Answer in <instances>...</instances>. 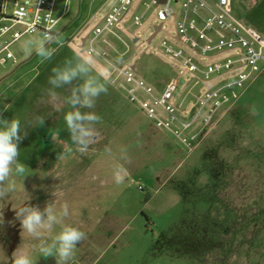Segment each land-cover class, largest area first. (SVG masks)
Returning a JSON list of instances; mask_svg holds the SVG:
<instances>
[{
    "label": "rangeland",
    "instance_id": "obj_1",
    "mask_svg": "<svg viewBox=\"0 0 264 264\" xmlns=\"http://www.w3.org/2000/svg\"><path fill=\"white\" fill-rule=\"evenodd\" d=\"M114 1L56 0L54 16L65 12L55 35L24 36L10 46L17 62L0 63V127L19 120L21 137L19 154L0 181V264H14V252L32 264H57L56 237L65 227L86 238L61 264L101 252L107 260L132 254L133 264H264V64L189 152L156 128L111 83L105 61L82 46ZM144 10L136 2L113 33L101 36L105 47L157 87L170 80L185 87L190 75L180 76L179 66L158 50L163 38L174 41L166 33L175 36L178 6L151 43L147 38L161 21L150 9L133 25V14ZM232 12L264 32V0H232ZM40 46L51 55H39ZM66 71L76 72L67 82L59 79ZM86 82L102 90L85 93ZM214 84L201 82L194 92ZM68 113L81 117L71 130ZM30 208L42 214L33 233L21 228ZM14 209L21 210L19 218ZM42 247H53V256L44 257Z\"/></svg>",
    "mask_w": 264,
    "mask_h": 264
},
{
    "label": "built area",
    "instance_id": "obj_2",
    "mask_svg": "<svg viewBox=\"0 0 264 264\" xmlns=\"http://www.w3.org/2000/svg\"><path fill=\"white\" fill-rule=\"evenodd\" d=\"M136 2L145 10L133 14V25H140L145 12L155 9L161 21L160 31L163 22L173 18L178 6L175 36L166 33L174 41L163 38L158 50L179 66L180 76L190 75L185 87L170 80L159 88L140 75L134 65L124 66L121 60L111 57L105 47L108 41L101 36L113 33ZM55 8L56 0H0L1 64L17 62L10 46L24 36L38 34L50 39L55 35L65 12L54 16ZM83 39L87 54L98 55L108 65L111 83L156 128L167 131L189 152L219 124L264 64V34L233 14L232 0H115ZM226 51L232 55L219 61H206L207 57ZM211 81L215 82L212 89L194 92L199 83Z\"/></svg>",
    "mask_w": 264,
    "mask_h": 264
},
{
    "label": "clouds",
    "instance_id": "obj_3",
    "mask_svg": "<svg viewBox=\"0 0 264 264\" xmlns=\"http://www.w3.org/2000/svg\"><path fill=\"white\" fill-rule=\"evenodd\" d=\"M38 54L41 56H50V53L44 51L43 47L40 46L37 49ZM84 70L83 68L81 69ZM76 75L75 71L71 72H63L59 74V79L62 81H69L72 77ZM102 88H95L90 86V82H86L83 86V91L85 93H90L95 96L101 91ZM79 113H68L65 116V121L69 127L72 129L73 121L80 119ZM42 123V121H41ZM82 134L87 135L88 130L82 128ZM20 121L12 120L8 122L6 126L0 127V181H4L5 178L9 174L10 165L18 156V144L17 141L20 140ZM18 172L23 173L25 168L23 166H19L17 168ZM117 180H119V176H117ZM16 218H19L21 215V210H16ZM26 215H24L21 221V228L23 231H27L28 233H33L37 226L42 223V214L37 209H25ZM48 211V209H46ZM48 219L54 220L55 217L49 215ZM0 223H3V216L0 213ZM86 238V234L75 227H65L56 237L59 242L58 247H55V253L58 255L59 259L57 260V264H61V262H67L74 255V251L77 245ZM41 253L44 257H50L54 254L53 247H42L40 249ZM13 261L14 264H32L31 260L27 257L20 256L17 252L13 253Z\"/></svg>",
    "mask_w": 264,
    "mask_h": 264
},
{
    "label": "crops",
    "instance_id": "obj_4",
    "mask_svg": "<svg viewBox=\"0 0 264 264\" xmlns=\"http://www.w3.org/2000/svg\"><path fill=\"white\" fill-rule=\"evenodd\" d=\"M261 32V31H260ZM262 34H264V32H261ZM264 69V66H263ZM107 242V240L105 241ZM106 252H101L99 253V255H90L86 258H84V260L82 261H76L74 262V264H133L134 262V255L129 254L126 257L125 254H121L120 252L116 253V256L111 257L110 259H104L105 258V254ZM178 254V253H176ZM166 257H171V255L169 253L165 254ZM182 257V256H181ZM52 264H56V260H54V262Z\"/></svg>",
    "mask_w": 264,
    "mask_h": 264
},
{
    "label": "water",
    "instance_id": "obj_5",
    "mask_svg": "<svg viewBox=\"0 0 264 264\" xmlns=\"http://www.w3.org/2000/svg\"><path fill=\"white\" fill-rule=\"evenodd\" d=\"M161 28V24H155L153 26V32L149 35V37L147 38V42L151 43L152 39L156 36V34L160 31ZM84 41V39H82V42ZM137 39H134V42H136Z\"/></svg>",
    "mask_w": 264,
    "mask_h": 264
},
{
    "label": "trees",
    "instance_id": "obj_6",
    "mask_svg": "<svg viewBox=\"0 0 264 264\" xmlns=\"http://www.w3.org/2000/svg\"><path fill=\"white\" fill-rule=\"evenodd\" d=\"M49 261H50V263H49V262L47 263L46 261H44V260L41 259V260L38 262V264H52V263H53V260H52V259H50Z\"/></svg>",
    "mask_w": 264,
    "mask_h": 264
}]
</instances>
